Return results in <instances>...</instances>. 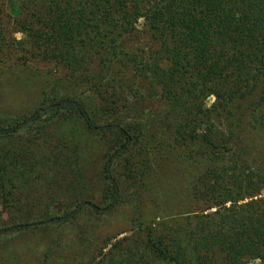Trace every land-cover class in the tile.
<instances>
[{"label": "rangeland", "instance_id": "1", "mask_svg": "<svg viewBox=\"0 0 264 264\" xmlns=\"http://www.w3.org/2000/svg\"><path fill=\"white\" fill-rule=\"evenodd\" d=\"M28 1L0 0V230L64 217L81 202L89 204L71 219L0 234V264H96L104 255L122 261L133 253L144 264H172L156 257L147 231L172 254V234L189 238L198 218L214 211L207 208L221 191L207 190V168L216 167L219 175L238 157L264 173V115L259 125H251L247 113L237 109L210 125L204 112L214 97L165 101L159 89L147 97L149 82L115 62L98 65L109 58L106 53L96 59L98 68L90 67L103 72L105 81L114 80L102 99L89 91L85 73L66 75L51 60L29 53L23 25ZM137 27L120 37L125 52H156L143 22ZM65 101L82 104L92 126L117 125L126 135L92 130L76 107L6 131L38 109ZM126 136L127 148L112 157ZM207 136L214 147L205 143ZM109 161L111 183L105 177ZM116 192L113 208L101 211ZM247 264L263 262L252 257Z\"/></svg>", "mask_w": 264, "mask_h": 264}, {"label": "trees", "instance_id": "2", "mask_svg": "<svg viewBox=\"0 0 264 264\" xmlns=\"http://www.w3.org/2000/svg\"><path fill=\"white\" fill-rule=\"evenodd\" d=\"M23 10L29 53L51 60L66 75L85 73L89 91L102 99L114 80L105 81L103 72H91L90 67L103 69L115 62L133 78L149 82L147 97L158 89L165 101L214 97L212 108L204 112L210 125L237 109L247 113L251 125H259L264 115V0H29ZM87 17L94 25L89 26ZM140 21L157 50L127 54L120 37L134 34ZM23 47L21 52L27 53ZM102 53L109 58L96 65ZM141 104L136 99L135 105ZM79 106L65 109L76 107L90 126L85 107ZM138 113L142 116L144 110ZM46 115L45 121L57 116L55 105L38 109L33 121ZM126 138L121 148L127 146ZM204 141L214 147L211 137ZM229 162L219 175L216 167L207 168L205 187L221 191L207 208L214 211L198 218L189 238L178 231L172 234V254L147 231L158 259L172 264H247L254 257L264 264V173L238 157ZM96 264H144V259L135 253L122 261L104 255Z\"/></svg>", "mask_w": 264, "mask_h": 264}, {"label": "water", "instance_id": "3", "mask_svg": "<svg viewBox=\"0 0 264 264\" xmlns=\"http://www.w3.org/2000/svg\"><path fill=\"white\" fill-rule=\"evenodd\" d=\"M69 106H77V107H80L75 101H65V102H61L57 105H55V109H59V108H66V107H69ZM42 111V110H41ZM36 116H32L30 117L28 120H26L25 122L21 123V124H18L17 126H14L13 128L9 129V130H6V131H13L17 128H21V127H24L26 125H28L30 122H32L34 119H35ZM90 128L92 130H105V129H118L120 130L121 128L117 125H106V126H100V127H95V126H92L90 125ZM129 143V142H128ZM127 143V144H128ZM124 149L121 148L120 150H118L113 157H115L116 155H118L122 150ZM109 165H110V161L107 162V165L105 167V170H106V175L107 177L109 178L110 182H113V179L110 177V172H109ZM116 195H117V192L115 193L110 205L107 207V208H104V209H101V211H104V212H107L109 210H111L114 206V203H115V199H116ZM89 203L87 202H81L73 212H71L70 214L64 216V217H56V218H53V219H50V220H47V221H44V222H38V223H32L30 224L31 226H35V225H41V224H44V223H53V222H57V221H63V220H67V219H71L72 217H74L78 212L79 210L84 206V205H88ZM95 209H98L95 207ZM23 226H17V227H11L10 229L14 230L16 228H21ZM3 232V231H0V233Z\"/></svg>", "mask_w": 264, "mask_h": 264}]
</instances>
